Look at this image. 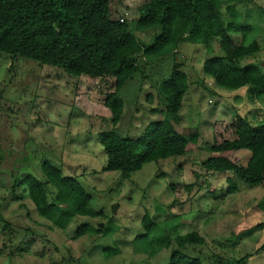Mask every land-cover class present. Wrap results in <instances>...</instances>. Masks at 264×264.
<instances>
[{"label": "rangeland", "instance_id": "obj_1", "mask_svg": "<svg viewBox=\"0 0 264 264\" xmlns=\"http://www.w3.org/2000/svg\"><path fill=\"white\" fill-rule=\"evenodd\" d=\"M146 2L109 0L111 19L121 18L141 45H149L158 32L134 28L137 8ZM227 6L233 7V16L227 14ZM217 12L224 25L249 27L228 35L237 44L257 43L258 51L238 67L257 66L264 75V0H218ZM213 56H221L214 40L208 46L184 43L160 57L136 55V71L117 93L122 111L113 127L102 105L112 91L110 78L72 77L59 68L1 54L0 264H167L172 250L200 264H236L242 259L241 264H264V253H254L264 242V185L250 186L231 172H207L200 166L211 156L245 165L246 150L208 151L211 128L235 116L251 126L262 125L264 94L253 100L247 86H215L201 69ZM173 63L187 78L175 129L185 138L195 135V141L187 142L182 156L146 163L126 177L116 171L100 173L106 158L97 135L112 130L119 137L136 138L162 119L165 102L158 88ZM44 162L76 179L90 196V208L104 216L75 215L62 230L38 216L17 183L31 175L43 183L46 201L57 204V190L41 173ZM143 215L154 226L135 240L145 233L140 225ZM108 220L111 233L73 239L77 227L102 230ZM189 232H196L203 243L178 248L174 236ZM163 236L168 248L151 253L154 241ZM113 247L119 253L106 259L102 249Z\"/></svg>", "mask_w": 264, "mask_h": 264}, {"label": "trees", "instance_id": "obj_2", "mask_svg": "<svg viewBox=\"0 0 264 264\" xmlns=\"http://www.w3.org/2000/svg\"><path fill=\"white\" fill-rule=\"evenodd\" d=\"M217 10L218 0H148L137 8L134 28L136 31L157 28L158 32L149 45H141L123 21L111 19L109 0H0V55L59 68L72 77L110 78L112 91L104 96L102 105L108 109L110 124L114 127L122 111V101L117 93L136 71V55L160 57L175 52L178 45L184 43L208 46L214 40L221 56L205 59L202 73L220 88L236 90L247 86L249 98L254 100L264 94V75L257 66L238 67V63L255 54L258 45L254 40L247 45L242 40L234 43L229 31H247L249 27L235 29L229 23L222 24ZM226 11L233 16L232 6H227ZM179 66L173 63L168 77L159 84L158 90L165 102L162 119L147 125L136 138L119 137L112 130L97 135L106 158L100 173L116 171L126 177L146 163L182 156L187 142L195 141V135L185 138L175 129L181 100L187 90V78ZM238 150L249 152L244 166L218 156L208 157L200 166L207 172H231L250 186L264 185V122L251 126L235 116L212 125L209 152ZM40 169L45 182L57 190V204L46 201L43 183L31 175L17 183L24 187L38 216L60 230L75 215L104 216L102 211L90 208V196L76 179L62 176L60 170L47 162ZM233 190L230 185L228 192ZM261 201L264 204V198ZM140 225L145 233L135 240L145 237L154 226L147 215L142 216ZM112 231L110 220L102 230L81 225L76 228L73 239L86 233L103 236ZM173 241L178 248L203 243L196 232L174 236ZM154 242L155 249H149L151 253L169 246L166 236ZM118 253L116 247L102 249L106 259ZM254 253H264V242ZM242 262L243 259L236 264ZM167 264L200 262L172 250Z\"/></svg>", "mask_w": 264, "mask_h": 264}, {"label": "built area", "instance_id": "obj_3", "mask_svg": "<svg viewBox=\"0 0 264 264\" xmlns=\"http://www.w3.org/2000/svg\"><path fill=\"white\" fill-rule=\"evenodd\" d=\"M118 21H119V22H122L123 20L120 18Z\"/></svg>", "mask_w": 264, "mask_h": 264}]
</instances>
